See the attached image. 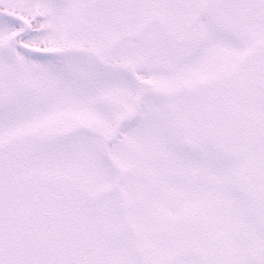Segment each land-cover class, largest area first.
I'll use <instances>...</instances> for the list:
<instances>
[{"label":"snow or ice","instance_id":"obj_1","mask_svg":"<svg viewBox=\"0 0 264 264\" xmlns=\"http://www.w3.org/2000/svg\"><path fill=\"white\" fill-rule=\"evenodd\" d=\"M0 264H264V0H0Z\"/></svg>","mask_w":264,"mask_h":264}]
</instances>
